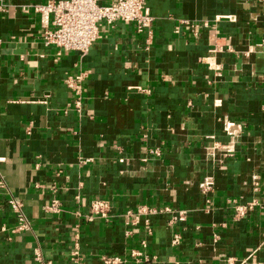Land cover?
Masks as SVG:
<instances>
[{"label":"crops","instance_id":"crops-1","mask_svg":"<svg viewBox=\"0 0 264 264\" xmlns=\"http://www.w3.org/2000/svg\"><path fill=\"white\" fill-rule=\"evenodd\" d=\"M50 1L0 0V264H74L75 241L86 264H264V2L145 0L149 30L102 24L82 55L45 46L31 7ZM234 202L257 205L235 221Z\"/></svg>","mask_w":264,"mask_h":264},{"label":"built area","instance_id":"built-area-1","mask_svg":"<svg viewBox=\"0 0 264 264\" xmlns=\"http://www.w3.org/2000/svg\"><path fill=\"white\" fill-rule=\"evenodd\" d=\"M252 1V0H250ZM255 2H264V0H254ZM33 12L40 15L42 27V40L47 47H56L60 51L74 52L86 55L90 49L101 39L102 24L113 26L117 22L134 25L138 33L149 30L155 18H153L145 0H52L45 5H35L31 7ZM29 7H23L24 12H29ZM188 26V22L185 23ZM208 28L209 25L205 24ZM194 33L199 27L192 25ZM196 36V35H195ZM85 75H70L66 80V85L75 91L78 95L82 90V84ZM153 154L159 155V152L153 151ZM1 188L4 187L0 182ZM211 183H206L204 189L210 190ZM9 207L16 217V227L13 233H25L31 230V222L26 218L22 203L12 198L8 201ZM256 203L248 205H239L234 202L235 209L234 220L242 221L247 218L248 214L253 211ZM109 202L105 200L92 201L89 206V213L85 216L88 222L93 223L97 220L109 218ZM50 213L58 214L61 208L57 201L46 207ZM167 213H173L169 209L164 210ZM158 211L151 207H142L136 213L129 212L128 218H140L157 214ZM161 213V212H160ZM186 212H178L173 221L184 223ZM181 237L175 235L173 245H178ZM144 246L146 245L143 243ZM35 260L42 264L45 263L41 253H37ZM71 260L74 264H86L85 258L81 255L78 241H75L71 252ZM104 264H150L155 261L154 258L145 255L141 251H133L131 258L128 260L121 257L103 256L100 259Z\"/></svg>","mask_w":264,"mask_h":264}]
</instances>
